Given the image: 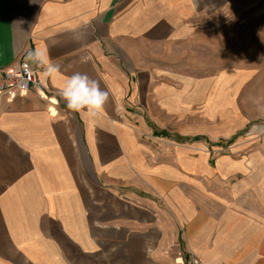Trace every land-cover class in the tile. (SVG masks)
Segmentation results:
<instances>
[{
    "label": "crops",
    "instance_id": "crops-1",
    "mask_svg": "<svg viewBox=\"0 0 264 264\" xmlns=\"http://www.w3.org/2000/svg\"><path fill=\"white\" fill-rule=\"evenodd\" d=\"M256 1L0 0V70L37 47L60 66L0 98V264H264V141L211 165L185 135L206 96L169 70ZM77 71L110 92L94 118L58 94Z\"/></svg>",
    "mask_w": 264,
    "mask_h": 264
},
{
    "label": "rangeland",
    "instance_id": "rangeland-1",
    "mask_svg": "<svg viewBox=\"0 0 264 264\" xmlns=\"http://www.w3.org/2000/svg\"><path fill=\"white\" fill-rule=\"evenodd\" d=\"M262 1L231 17L197 26L190 47H175L169 70L188 77L184 86L192 95L206 96L204 105L192 110L185 135L203 137L211 165L221 157L246 155L264 141ZM167 132L160 135L170 137ZM178 253L175 264H187L192 257L180 248Z\"/></svg>",
    "mask_w": 264,
    "mask_h": 264
},
{
    "label": "clouds",
    "instance_id": "clouds-1",
    "mask_svg": "<svg viewBox=\"0 0 264 264\" xmlns=\"http://www.w3.org/2000/svg\"><path fill=\"white\" fill-rule=\"evenodd\" d=\"M26 55L29 61L38 67H43L49 75L60 72V66L52 64L47 52L39 47L27 51ZM58 94L66 102L69 110L93 118L102 113L110 96L109 90L101 88L100 81L78 71L66 77L63 85L58 89Z\"/></svg>",
    "mask_w": 264,
    "mask_h": 264
},
{
    "label": "built area",
    "instance_id": "built-area-1",
    "mask_svg": "<svg viewBox=\"0 0 264 264\" xmlns=\"http://www.w3.org/2000/svg\"><path fill=\"white\" fill-rule=\"evenodd\" d=\"M38 67L23 58L17 59L10 66L0 70V98H12L25 93L47 94L41 85ZM187 264H201L195 257H190Z\"/></svg>",
    "mask_w": 264,
    "mask_h": 264
}]
</instances>
